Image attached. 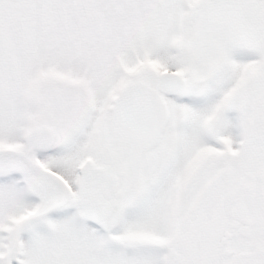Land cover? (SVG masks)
Wrapping results in <instances>:
<instances>
[{"label":"snow or ice","instance_id":"snow-or-ice-1","mask_svg":"<svg viewBox=\"0 0 264 264\" xmlns=\"http://www.w3.org/2000/svg\"><path fill=\"white\" fill-rule=\"evenodd\" d=\"M0 264H264V0H0Z\"/></svg>","mask_w":264,"mask_h":264}]
</instances>
